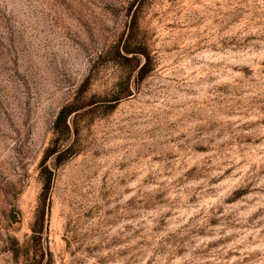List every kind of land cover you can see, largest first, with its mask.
Here are the masks:
<instances>
[{"label":"rangeland","instance_id":"obj_1","mask_svg":"<svg viewBox=\"0 0 264 264\" xmlns=\"http://www.w3.org/2000/svg\"><path fill=\"white\" fill-rule=\"evenodd\" d=\"M0 264H264V0H0Z\"/></svg>","mask_w":264,"mask_h":264},{"label":"snow or ice","instance_id":"obj_2","mask_svg":"<svg viewBox=\"0 0 264 264\" xmlns=\"http://www.w3.org/2000/svg\"><path fill=\"white\" fill-rule=\"evenodd\" d=\"M130 55V54H129Z\"/></svg>","mask_w":264,"mask_h":264}]
</instances>
